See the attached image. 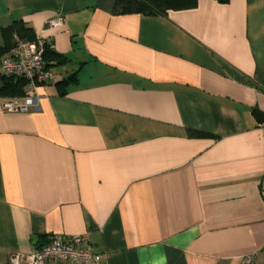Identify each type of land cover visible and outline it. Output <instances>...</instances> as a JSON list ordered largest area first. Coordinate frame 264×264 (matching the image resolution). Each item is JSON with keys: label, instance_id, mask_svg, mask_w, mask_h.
<instances>
[{"label": "crops", "instance_id": "1", "mask_svg": "<svg viewBox=\"0 0 264 264\" xmlns=\"http://www.w3.org/2000/svg\"><path fill=\"white\" fill-rule=\"evenodd\" d=\"M115 2L0 0L56 75L0 96V264L85 234L92 264H264V0Z\"/></svg>", "mask_w": 264, "mask_h": 264}, {"label": "built area", "instance_id": "2", "mask_svg": "<svg viewBox=\"0 0 264 264\" xmlns=\"http://www.w3.org/2000/svg\"><path fill=\"white\" fill-rule=\"evenodd\" d=\"M44 45L50 44L40 39L29 41L13 37V46L0 60V78L14 77L25 83L24 103L5 104L4 110L27 113L37 107L40 96L38 89L56 82L54 71L44 60ZM51 49V48H50ZM105 259L95 256L89 246L88 234L68 238H55L38 248L32 255H16L10 264H48L51 262L69 264H92Z\"/></svg>", "mask_w": 264, "mask_h": 264}, {"label": "trees", "instance_id": "3", "mask_svg": "<svg viewBox=\"0 0 264 264\" xmlns=\"http://www.w3.org/2000/svg\"><path fill=\"white\" fill-rule=\"evenodd\" d=\"M220 3H226L230 0H215ZM198 0H116L115 12L119 15H144V16H162L174 10H185L193 8ZM3 44L0 45V60L7 55L13 46V37L35 41L32 29L26 27L21 21L14 22L9 27L1 31ZM47 54L54 55L49 46L44 45V60L47 63ZM25 83L22 79L14 77L0 78V96L4 97H24ZM192 133V132H191ZM193 134V133H192Z\"/></svg>", "mask_w": 264, "mask_h": 264}, {"label": "water", "instance_id": "4", "mask_svg": "<svg viewBox=\"0 0 264 264\" xmlns=\"http://www.w3.org/2000/svg\"><path fill=\"white\" fill-rule=\"evenodd\" d=\"M252 116H254L257 123L261 124L264 122V117H262V114L258 110H254Z\"/></svg>", "mask_w": 264, "mask_h": 264}]
</instances>
